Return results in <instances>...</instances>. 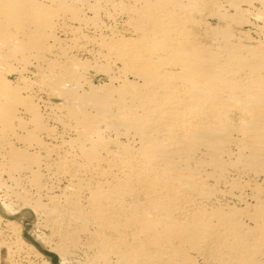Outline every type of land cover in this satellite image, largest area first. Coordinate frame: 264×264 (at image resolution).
<instances>
[{"label":"bare ground","instance_id":"bare-ground-1","mask_svg":"<svg viewBox=\"0 0 264 264\" xmlns=\"http://www.w3.org/2000/svg\"><path fill=\"white\" fill-rule=\"evenodd\" d=\"M0 205L59 264H264V0H0Z\"/></svg>","mask_w":264,"mask_h":264},{"label":"rangeland","instance_id":"rangeland-1","mask_svg":"<svg viewBox=\"0 0 264 264\" xmlns=\"http://www.w3.org/2000/svg\"><path fill=\"white\" fill-rule=\"evenodd\" d=\"M97 78L98 77H94L95 82L98 80ZM37 218L38 217L35 213L31 212L24 206L15 207L14 212L7 215L5 209H3V207L0 205V219H10L14 224H16L14 227L18 230L17 235L21 237L24 243L32 245L38 252L39 257H34L31 252H27V249L19 241V237L16 236L15 231H11L12 233L7 231V228L1 224L0 256H7L13 253L15 256H13L14 259H18L21 261L20 263H23L24 260H27V264H41L42 260H46L47 264H59L58 256L53 251L49 250L48 244L44 241L43 235L45 236L47 234V229L42 226L40 219ZM15 246L19 247V252L16 251L17 247Z\"/></svg>","mask_w":264,"mask_h":264}]
</instances>
